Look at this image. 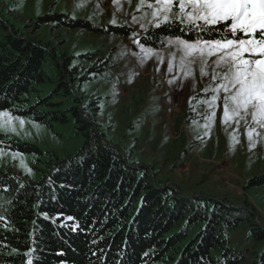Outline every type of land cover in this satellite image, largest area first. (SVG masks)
Instances as JSON below:
<instances>
[{"label": "trees", "instance_id": "obj_1", "mask_svg": "<svg viewBox=\"0 0 264 264\" xmlns=\"http://www.w3.org/2000/svg\"><path fill=\"white\" fill-rule=\"evenodd\" d=\"M50 22L97 30L63 13L37 18L36 26ZM12 30L0 20V109L47 126L72 118L85 141L76 153L61 157L0 132V146L49 157L38 179L11 170L0 176L6 201L0 210L5 217L0 221V264H240L244 255L231 248V230L244 222L250 237L264 241V227L250 212L238 215L244 210L222 199L186 197L158 176L154 184L145 167L129 165L119 149L95 132L91 109L73 103L78 99L70 81L80 79L77 67ZM131 30L109 26L99 32L126 36ZM159 31L161 39L179 34L178 28ZM146 35L139 36L142 43L158 45L146 41ZM52 83L56 85L48 92L32 97L38 85ZM59 94L72 103L55 102ZM263 185L264 176H256L245 188ZM257 259L264 264V249Z\"/></svg>", "mask_w": 264, "mask_h": 264}, {"label": "rangeland", "instance_id": "obj_2", "mask_svg": "<svg viewBox=\"0 0 264 264\" xmlns=\"http://www.w3.org/2000/svg\"><path fill=\"white\" fill-rule=\"evenodd\" d=\"M138 5L140 0H119L118 4L112 0H0V20L10 32L13 28L18 31L21 39L40 41L57 57L68 58L70 65L77 67L80 79L74 84L70 81L78 99L73 103L91 109L94 130L102 142L121 147L127 160L131 158L133 165L148 170L152 182L158 176L189 197L203 195L226 200L235 209L244 210L238 211V215L246 217L250 212L264 227V185L245 188L250 179L264 176V130L258 129L260 134L254 135L250 145L245 127L225 125L219 108L215 120L209 122L206 117L210 109L202 102L210 99L204 94L209 81L201 77L198 66L189 77L176 68L169 74L166 52L162 53L164 64L155 56L141 62L144 54L132 42L139 40L140 35L132 37V31L126 36L99 32L126 21L127 27L142 32L139 23L131 19L135 16L138 21L143 20L144 9ZM148 12L150 20L151 10ZM58 13L86 20L97 30L60 27L57 22L36 26L37 18ZM114 17L117 23L111 24ZM133 50L139 56H133ZM95 65L101 67L100 71L91 70ZM55 85H38L39 92L32 97ZM70 100L62 94L54 99L65 105L72 103ZM0 111H8L24 121L21 126L20 121L14 120V131L0 132L32 143L42 151L63 157L76 153L85 141L72 118L47 126L30 116ZM48 160L45 152L22 153L0 146V176L11 170L35 180L43 175ZM5 203L0 195V210ZM248 230L244 222L240 223L230 231L229 244L243 253L244 261L240 264H257L264 241L254 240Z\"/></svg>", "mask_w": 264, "mask_h": 264}, {"label": "snow or ice", "instance_id": "obj_3", "mask_svg": "<svg viewBox=\"0 0 264 264\" xmlns=\"http://www.w3.org/2000/svg\"><path fill=\"white\" fill-rule=\"evenodd\" d=\"M112 2L118 4L119 0ZM138 8L144 9L147 22L132 16V22L142 29L137 33L133 28L132 37L147 34L146 41H158V45L146 46L133 39L144 54L141 62L155 56L164 64L162 53L166 52L167 73L176 68L185 77L198 66L201 77L209 81L204 94L210 99L202 101L210 109L207 120L214 121L219 108L222 122L243 125L252 145L254 135L260 134L258 129L264 130V0H140ZM110 23H117L115 17ZM121 26L127 27V21ZM163 28L170 33L178 28L179 34H165L161 39L159 30ZM132 55L139 56L134 50ZM14 120L21 126L24 123L22 118L0 111V130L14 131ZM4 220L0 215V221Z\"/></svg>", "mask_w": 264, "mask_h": 264}, {"label": "water", "instance_id": "obj_4", "mask_svg": "<svg viewBox=\"0 0 264 264\" xmlns=\"http://www.w3.org/2000/svg\"><path fill=\"white\" fill-rule=\"evenodd\" d=\"M111 145H112L113 147H115V148L121 150L122 154L124 153L121 147H119V146H117V145H114V144H111ZM123 157H124L125 161H126L129 165H133L132 163L128 162V160L126 159V157H125L124 154H123ZM153 183H155L154 180H153ZM186 197H189V195H186ZM257 222H258L260 225H262L261 222H259V221H257Z\"/></svg>", "mask_w": 264, "mask_h": 264}]
</instances>
